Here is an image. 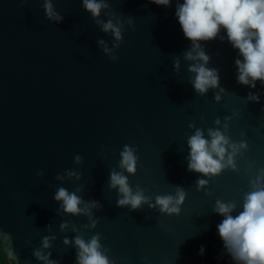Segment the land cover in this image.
I'll list each match as a JSON object with an SVG mask.
<instances>
[{
  "label": "water",
  "instance_id": "1",
  "mask_svg": "<svg viewBox=\"0 0 264 264\" xmlns=\"http://www.w3.org/2000/svg\"><path fill=\"white\" fill-rule=\"evenodd\" d=\"M183 3V0H179ZM44 0H0V242L12 251L18 264H43L33 251L42 237L55 235L51 259L77 264L75 246L61 231L63 221L77 227L90 223L86 216L57 214L60 203L53 196L58 187L84 200H98L93 209L99 223L84 229L86 240L101 234V244L115 264H235L226 252L217 225L224 219L213 211L216 199L237 201L242 211L250 180L264 168V85L256 88L237 82L238 49L219 37L200 41L211 57L207 67L220 70V84L227 91L220 102L214 92L196 93L188 71L192 61L183 53L191 47L171 6L150 0H109L110 9L124 23L123 42L112 60L97 45L103 32L82 0H53L65 18H46ZM132 17L134 28L127 23ZM179 56L181 70L174 69ZM242 59V57H239ZM260 93V102L247 100ZM232 116L231 121L225 117ZM222 124H215L216 118ZM197 128H223L233 141L246 140L249 148L237 157L239 171L224 170L210 180L207 190H197L198 178L188 171V138ZM125 144L138 148V168L128 174L133 189L139 185L152 197L174 194L176 186L187 192L180 215L169 216L145 204L135 211L117 206L118 189L109 187L110 172L120 171ZM82 164H76L75 155ZM255 167H250L251 165ZM82 174L76 181L56 179L66 170ZM43 171L44 175H36ZM234 212L233 215H237ZM51 224L52 230H47ZM7 234V235H3ZM10 237V238H9ZM205 252L200 254L201 246Z\"/></svg>",
  "mask_w": 264,
  "mask_h": 264
},
{
  "label": "clouds",
  "instance_id": "2",
  "mask_svg": "<svg viewBox=\"0 0 264 264\" xmlns=\"http://www.w3.org/2000/svg\"><path fill=\"white\" fill-rule=\"evenodd\" d=\"M150 2L169 7L172 4V0H150ZM82 7L91 14L103 32L110 33L114 38L111 47L105 39H98V47L112 60L119 59L115 49H118L123 42L125 21L117 17L114 12L106 13L109 16L107 21L101 19L102 12L111 7L109 0H82ZM43 8L49 21L59 23L64 20L65 17L56 10L53 0H44ZM175 15L185 37L192 42L183 56L185 60L193 62L189 64L188 71L194 74L190 83L197 94L203 96L209 89H218L214 92V99L220 102L223 99L222 94L227 91L220 84V70L207 67L211 57L200 43L217 37L223 41L225 37L219 35L222 28L226 30L227 39L233 48L239 50L238 58L235 60L238 69L237 82L251 88H256L257 81L264 85V0H183V3L177 0ZM127 23L134 28L132 17H128ZM174 69L179 75L181 70L179 56L174 60ZM247 100L259 103L260 93L249 92ZM224 119L231 121L232 116ZM215 124L217 126L222 124L219 117L216 118ZM229 127L230 124L225 122L223 128H208L209 139L205 137L204 129L197 128L194 122L189 124V128L195 131L187 141L190 149L186 157L188 171L209 178H198L195 181L197 190H207V195H212L208 186L213 177L219 176L226 169L239 171L237 157L242 156L249 148L246 140L233 141L227 135ZM137 151L138 148L125 144L120 152V171L113 169L110 172L109 187L118 189L117 206H130V210L135 211L147 204L149 208L160 213L169 216L180 215L187 197L183 186L177 185L174 194L156 195L155 202H152V197L146 195V190L139 185L133 189L125 172L136 174L139 162ZM74 160L76 164L83 163V158L79 154L75 155ZM36 175L42 177L44 172L38 171ZM73 178L79 181L82 174L69 169L56 176L60 181ZM83 190V186H78L75 191L70 192L61 186L54 193L53 198L61 202L57 209L58 215L65 213L73 216L83 215L90 221L81 227H77L71 221H63L59 225L61 231H68L71 227V230L77 233L72 238L65 237L63 243L66 246H75L77 264H115V261L107 255L111 249L101 244V234L97 233L88 240L84 238L83 230L95 229L99 223L98 218H93V209H101L103 205L98 200H84L77 194ZM243 200L242 211H237V201L226 202L216 199L213 211L224 217L217 225L218 233L224 242L226 252L235 264H264V168L258 169L255 178L250 180V190L244 193ZM234 212L238 214L233 215ZM52 227L51 224L47 225V230L50 232ZM56 238L55 235L43 236L41 247L33 251L34 257L43 264H59L58 260L51 259V251L45 252V249L52 248V241ZM204 252L205 248L202 245L200 254L203 255ZM7 258L18 264V257L14 252L7 251Z\"/></svg>",
  "mask_w": 264,
  "mask_h": 264
},
{
  "label": "trees",
  "instance_id": "3",
  "mask_svg": "<svg viewBox=\"0 0 264 264\" xmlns=\"http://www.w3.org/2000/svg\"><path fill=\"white\" fill-rule=\"evenodd\" d=\"M0 264H14V261L7 258V254L4 252L1 242H0Z\"/></svg>",
  "mask_w": 264,
  "mask_h": 264
}]
</instances>
